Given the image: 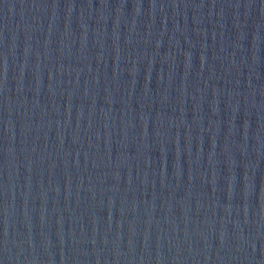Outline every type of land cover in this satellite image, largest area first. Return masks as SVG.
<instances>
[{"label": "water", "instance_id": "obj_1", "mask_svg": "<svg viewBox=\"0 0 264 264\" xmlns=\"http://www.w3.org/2000/svg\"><path fill=\"white\" fill-rule=\"evenodd\" d=\"M0 264H264V0H0Z\"/></svg>", "mask_w": 264, "mask_h": 264}]
</instances>
